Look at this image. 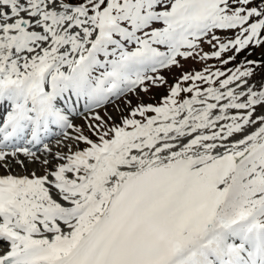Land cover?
Masks as SVG:
<instances>
[{
	"label": "snow or ice",
	"instance_id": "snow-or-ice-1",
	"mask_svg": "<svg viewBox=\"0 0 264 264\" xmlns=\"http://www.w3.org/2000/svg\"><path fill=\"white\" fill-rule=\"evenodd\" d=\"M0 264H264V0H0Z\"/></svg>",
	"mask_w": 264,
	"mask_h": 264
},
{
	"label": "rangeland",
	"instance_id": "rangeland-1",
	"mask_svg": "<svg viewBox=\"0 0 264 264\" xmlns=\"http://www.w3.org/2000/svg\"><path fill=\"white\" fill-rule=\"evenodd\" d=\"M197 67H199V66H197ZM170 82H171V78H170Z\"/></svg>",
	"mask_w": 264,
	"mask_h": 264
}]
</instances>
